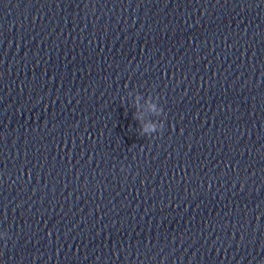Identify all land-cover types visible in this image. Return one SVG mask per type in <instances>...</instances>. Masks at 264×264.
Instances as JSON below:
<instances>
[{
  "label": "clouds",
  "instance_id": "clouds-1",
  "mask_svg": "<svg viewBox=\"0 0 264 264\" xmlns=\"http://www.w3.org/2000/svg\"><path fill=\"white\" fill-rule=\"evenodd\" d=\"M148 110L152 113L159 114L160 112H163V108L157 109L155 104H149ZM135 119L139 120V116H134ZM163 129V122L161 121L159 129L157 128V125L151 121L143 123L141 132L142 134H149V133H158ZM8 237V233L6 232H0V239H4Z\"/></svg>",
  "mask_w": 264,
  "mask_h": 264
}]
</instances>
